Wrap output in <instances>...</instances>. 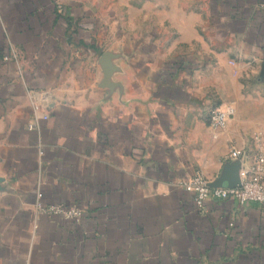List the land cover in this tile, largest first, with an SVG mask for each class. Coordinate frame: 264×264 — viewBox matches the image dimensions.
<instances>
[{
  "label": "crops",
  "instance_id": "obj_1",
  "mask_svg": "<svg viewBox=\"0 0 264 264\" xmlns=\"http://www.w3.org/2000/svg\"><path fill=\"white\" fill-rule=\"evenodd\" d=\"M149 2L0 0V264H264V206L179 186L264 153V0ZM38 192L83 219L38 216Z\"/></svg>",
  "mask_w": 264,
  "mask_h": 264
},
{
  "label": "built area",
  "instance_id": "obj_2",
  "mask_svg": "<svg viewBox=\"0 0 264 264\" xmlns=\"http://www.w3.org/2000/svg\"><path fill=\"white\" fill-rule=\"evenodd\" d=\"M5 59H8L6 57ZM232 64V62H231ZM35 111L39 110V106L33 102ZM236 113L233 104H224L213 107L208 111L207 123L216 139L218 133L227 128L228 121ZM35 128L34 124L28 126L29 130ZM243 152L236 148H231L228 158L238 160L242 158ZM240 183L235 188H213L208 181L196 173L192 177L187 178L179 183V186L193 195V200L198 208H202L205 202L234 200L240 205L258 204L264 206V153L258 152L253 164L249 168L240 171ZM40 192L36 194V202L34 204L35 214L38 216H58L65 220L72 221L76 224L80 223L84 217L83 211L76 206L64 205H44L41 201Z\"/></svg>",
  "mask_w": 264,
  "mask_h": 264
},
{
  "label": "rangeland",
  "instance_id": "obj_3",
  "mask_svg": "<svg viewBox=\"0 0 264 264\" xmlns=\"http://www.w3.org/2000/svg\"><path fill=\"white\" fill-rule=\"evenodd\" d=\"M151 5L155 4V0H150ZM185 2H187V6H183L181 7V5H178V10H184V11H189L190 8L188 7V5L190 4V0H185ZM144 4V3H143ZM143 4L140 7H134V12H133V17L134 20L138 21L136 24L139 27V29L143 30L144 32H150L151 30H154L156 28L159 29L160 24L157 23V19H156V11H157V7H151L150 11H148V9H146L145 11H142L143 9ZM160 9H162V6H160ZM166 10V14L169 17H172L175 15V10L173 6H166L165 8ZM142 17H146L147 19H145L144 21L142 20ZM167 29L170 27V24L166 25Z\"/></svg>",
  "mask_w": 264,
  "mask_h": 264
},
{
  "label": "water",
  "instance_id": "obj_4",
  "mask_svg": "<svg viewBox=\"0 0 264 264\" xmlns=\"http://www.w3.org/2000/svg\"><path fill=\"white\" fill-rule=\"evenodd\" d=\"M239 183H240L239 177H236L233 179L224 178L222 180H219L215 184H211L210 186L213 188H223V187L235 188V187L239 186Z\"/></svg>",
  "mask_w": 264,
  "mask_h": 264
}]
</instances>
